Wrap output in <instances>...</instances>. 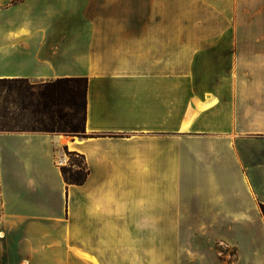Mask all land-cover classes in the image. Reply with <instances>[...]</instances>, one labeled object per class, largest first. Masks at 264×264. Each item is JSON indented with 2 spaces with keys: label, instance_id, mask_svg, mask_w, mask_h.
<instances>
[{
  "label": "crops",
  "instance_id": "0c3cea01",
  "mask_svg": "<svg viewBox=\"0 0 264 264\" xmlns=\"http://www.w3.org/2000/svg\"><path fill=\"white\" fill-rule=\"evenodd\" d=\"M60 77L87 136L0 132V264H264V0H0V78Z\"/></svg>",
  "mask_w": 264,
  "mask_h": 264
},
{
  "label": "trees",
  "instance_id": "16d2710c",
  "mask_svg": "<svg viewBox=\"0 0 264 264\" xmlns=\"http://www.w3.org/2000/svg\"><path fill=\"white\" fill-rule=\"evenodd\" d=\"M17 1V0H16ZM87 77L46 81L0 78V132H45L87 136ZM70 159L61 170L70 184H83L90 173L86 157L66 148ZM264 214V204H261Z\"/></svg>",
  "mask_w": 264,
  "mask_h": 264
},
{
  "label": "rangeland",
  "instance_id": "374dc122",
  "mask_svg": "<svg viewBox=\"0 0 264 264\" xmlns=\"http://www.w3.org/2000/svg\"><path fill=\"white\" fill-rule=\"evenodd\" d=\"M177 16V12L174 11H170V18H175ZM179 17L183 18L186 22V24H188L189 22H192L194 20L196 21H200V22H204V21H208L209 19V11L208 10H186L184 12H179ZM226 28H217L218 32L217 33H224L223 31L225 30ZM205 30H207V28H205ZM235 28H230L229 29V33L231 31H234ZM65 135V134H64ZM69 136H72V135H69ZM79 137V136H77ZM70 150V149H69ZM68 155V154H67ZM69 157V155H68ZM70 159V157H69ZM175 237V240L174 242L175 243H178V240ZM249 237V235L245 236V235H241V234H223V235H200V234H197V235H189V234H186V235H183V236H179V241L181 243H183L185 245V248L186 250H184L183 252V256L187 259V258H193L194 257V254L195 252L193 250H191L195 245L196 246H201L202 248L205 249L204 251V255L203 257L206 258V259H213V255L211 253V250H209L210 248V241L213 239L214 241H216L215 239L216 238H222L223 240L225 241H238L240 243V250H241V256H244V258H248V255H249V249L246 247V244H245V240L246 238ZM154 239L158 242H160L162 240V237L161 236H154ZM169 240H170V244L173 242V236H169ZM189 249V250H187ZM218 250L220 251L219 253V256L221 258H227L229 261H232V259L234 258V249L231 250V248H228V247H224L222 245H219L218 246ZM170 254H174V252L170 251ZM229 254H231L232 256H229ZM176 251H175V257H176ZM228 255V256H226Z\"/></svg>",
  "mask_w": 264,
  "mask_h": 264
},
{
  "label": "built area",
  "instance_id": "2783aa9c",
  "mask_svg": "<svg viewBox=\"0 0 264 264\" xmlns=\"http://www.w3.org/2000/svg\"><path fill=\"white\" fill-rule=\"evenodd\" d=\"M0 237H2V233L0 232Z\"/></svg>",
  "mask_w": 264,
  "mask_h": 264
}]
</instances>
